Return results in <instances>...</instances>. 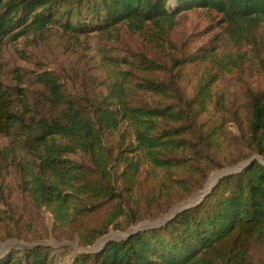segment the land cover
Instances as JSON below:
<instances>
[{
    "label": "trees",
    "instance_id": "trees-1",
    "mask_svg": "<svg viewBox=\"0 0 264 264\" xmlns=\"http://www.w3.org/2000/svg\"><path fill=\"white\" fill-rule=\"evenodd\" d=\"M174 1L176 8L170 0H0V43L49 28L74 39L99 35L103 43L99 64L78 49L61 70L37 73L30 93L0 81V220L7 237L19 238L22 222L32 223L43 207L84 245L110 225L136 224L139 208L124 170L135 167L129 153L139 151L165 170L183 169L189 179L174 181L183 196L222 167L217 154L227 123L239 129L231 146L264 156V87L245 88V118H238L212 91L220 75L205 66L216 49L180 52L170 37L183 11H215L230 41L250 48L264 78V0ZM124 30L138 43L127 44ZM200 66L204 74L184 98V72ZM106 67L115 80L97 77L95 69ZM217 111L234 118H216ZM112 136L118 139L107 144ZM10 168L26 191L23 202L5 188ZM104 209L105 218L86 226ZM50 251L40 244L11 248L0 264H53ZM70 264H264V163L249 160L161 225L109 239Z\"/></svg>",
    "mask_w": 264,
    "mask_h": 264
},
{
    "label": "rangeland",
    "instance_id": "rangeland-1",
    "mask_svg": "<svg viewBox=\"0 0 264 264\" xmlns=\"http://www.w3.org/2000/svg\"><path fill=\"white\" fill-rule=\"evenodd\" d=\"M169 3L176 8L174 0H170ZM223 25L220 16L210 9L192 8L183 11L177 19L176 29L170 34L174 41L172 49L177 48L180 52L188 48L194 51L199 48L216 49L215 60L205 66L210 73L220 75L216 83L213 84V94L217 93L221 99L229 102L230 109L238 113V118H245L242 110V107L246 105L244 90L247 86L252 89L263 88L264 78L257 69L250 48L232 43ZM121 35L127 44L138 43L135 41L136 35L125 30ZM78 49L91 54V62L100 63L103 43L99 35H88L74 39L56 28H49L41 32L25 34L15 40H4L0 43V81L3 82L5 88L12 89V86H19L30 93L35 87L32 81L37 73L44 69L61 70V62L64 63L72 58ZM234 60L236 63H242V68H234L232 65ZM199 68L200 71H196L195 74H189V71L191 73L192 71L188 68L185 70L186 81L181 87L185 91L184 98L192 94L194 82L204 74L203 66ZM95 71L99 79L109 81L116 79V73L110 67L95 69ZM216 118L234 117L228 114L221 115V112L217 111ZM225 134L221 151L217 154L223 164L222 167L212 170L201 188H194L184 196L180 187L174 182L189 179L183 169L170 168L165 170L149 161L147 157L140 155L139 151L129 153L135 167H124V170L126 169L125 174L129 177L132 185L131 197L136 201L139 208L141 219L136 224L129 225L125 229H116L110 225L107 232L97 237L92 244L84 245L75 234L76 231L62 229L55 223L54 213L43 207L41 210L33 212V221L29 225L25 226L23 220L24 227L19 238L7 237L6 222L0 220V256L11 248L40 244L50 246L51 255L54 254L55 258L53 264H70L76 254L94 252L109 239H121L129 232L161 225L171 217L172 213H176L198 201L212 177L217 175L214 183L218 177L239 171L240 166L246 165L251 159L264 163V156L251 152L246 147L242 149L230 145L232 136L239 135V129L234 122L227 123ZM117 139L118 137L112 136L106 142L110 144ZM5 174L6 184L10 183V186L5 185L6 190L11 192L16 202H23L26 199V191H23L22 186H20L16 169L10 168ZM28 187L29 183L27 184ZM106 215L104 209L100 214L90 216L86 220L90 225L86 226L98 224ZM121 220L124 222L123 219ZM70 225H73L72 228L74 226L77 228L75 222Z\"/></svg>",
    "mask_w": 264,
    "mask_h": 264
},
{
    "label": "water",
    "instance_id": "water-1",
    "mask_svg": "<svg viewBox=\"0 0 264 264\" xmlns=\"http://www.w3.org/2000/svg\"><path fill=\"white\" fill-rule=\"evenodd\" d=\"M245 164H243L242 166H240V169L244 166ZM219 178V177H218ZM216 179V181L206 190V191H204L202 194H201V197H200V199L198 200V201H196L195 203H197V202H199L210 190H212L213 189V187H214V185H215V183H217L218 182V180L219 179ZM195 203H192V204H190L189 206H191V205H194ZM175 214V212L174 213H172V215L171 216H173Z\"/></svg>",
    "mask_w": 264,
    "mask_h": 264
},
{
    "label": "bare ground",
    "instance_id": "bare-ground-1",
    "mask_svg": "<svg viewBox=\"0 0 264 264\" xmlns=\"http://www.w3.org/2000/svg\"><path fill=\"white\" fill-rule=\"evenodd\" d=\"M219 175V174H218ZM217 177V175L215 176V177H212L211 179H210V181L208 182V184L206 185V187H205V189L207 190L211 185H212V183H213V181H214V179ZM205 190V191H206Z\"/></svg>",
    "mask_w": 264,
    "mask_h": 264
}]
</instances>
